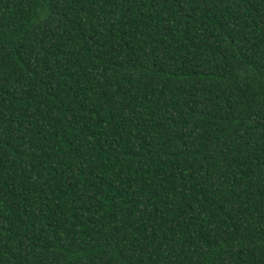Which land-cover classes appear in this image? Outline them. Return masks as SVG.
Masks as SVG:
<instances>
[{
  "label": "trees",
  "instance_id": "obj_1",
  "mask_svg": "<svg viewBox=\"0 0 264 264\" xmlns=\"http://www.w3.org/2000/svg\"><path fill=\"white\" fill-rule=\"evenodd\" d=\"M0 264H264V0H0Z\"/></svg>",
  "mask_w": 264,
  "mask_h": 264
}]
</instances>
